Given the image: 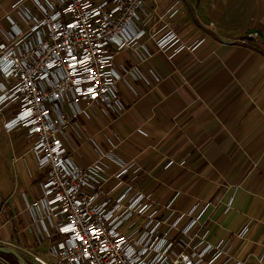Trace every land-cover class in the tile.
Wrapping results in <instances>:
<instances>
[{"label":"built area","instance_id":"2783aa9c","mask_svg":"<svg viewBox=\"0 0 264 264\" xmlns=\"http://www.w3.org/2000/svg\"><path fill=\"white\" fill-rule=\"evenodd\" d=\"M158 1L18 0L11 9L20 23L6 16L9 27L0 35V107L12 105L13 114L3 128L24 130L29 140L41 191L26 201L29 229L34 246L49 242L53 264H245L233 260L229 241L208 240V229L199 224L207 206L200 212L195 204L185 211L168 206L160 215L148 187L172 167L183 166V160L169 156L143 178L144 169L116 153L123 142L117 134L100 145L80 123L97 109L112 120L120 118L126 109L120 83L134 89L160 82L143 67L152 58L140 43L143 37L150 36L169 59L196 48L168 23L178 2L160 14V31L147 32L151 6ZM123 52L128 64L118 70L115 59ZM72 129L95 152L84 168L72 160ZM110 165L117 168L114 184L100 200ZM247 230L248 223L237 237L244 238ZM13 249L32 264H50L27 248ZM0 263L8 264L2 256Z\"/></svg>","mask_w":264,"mask_h":264},{"label":"crops","instance_id":"0c3cea01","mask_svg":"<svg viewBox=\"0 0 264 264\" xmlns=\"http://www.w3.org/2000/svg\"><path fill=\"white\" fill-rule=\"evenodd\" d=\"M17 1L0 0V35L9 27L7 15L20 23L11 9ZM174 2L178 9L168 23L186 45L197 44L194 51L169 59L150 36L143 37L140 43L152 54L143 67L160 82L134 89L120 83L122 116L112 120L97 109L81 126L100 145L117 134L123 142L116 153L144 169L143 178L169 156L184 160L183 167H172L148 187L160 215L168 206L185 211L195 204L198 212L207 206L199 224L208 229V240L229 241L233 260L264 264V0H159L151 6L148 33L160 31V14ZM128 57L117 56L118 70ZM12 114V105L0 107V205L20 222L18 235L24 233L27 242L0 244L27 248L53 264L47 240L33 245L26 201L41 195L39 173L24 130L3 128ZM70 138L77 166L94 161L84 137L72 129ZM116 171L114 165L107 169L100 200ZM247 223L246 236L238 238Z\"/></svg>","mask_w":264,"mask_h":264},{"label":"rangeland","instance_id":"374dc122","mask_svg":"<svg viewBox=\"0 0 264 264\" xmlns=\"http://www.w3.org/2000/svg\"><path fill=\"white\" fill-rule=\"evenodd\" d=\"M88 145H89V143H88ZM184 164H185V162H184ZM183 166H181V167H183ZM19 227H20V222L17 220L16 217L14 218L12 216L11 212H9V210H8V207L3 208V204L0 205V240H3L4 242H7V243L13 244V245H19V246L24 245L27 242V238H26V235H24V233L18 235L17 229ZM0 246H3V245L0 244ZM4 246H6V245H4ZM6 247H8V246H6ZM20 254L22 257H24L26 259V261L29 264H32L29 260H27V258L22 253H20ZM7 263L13 264L10 261H7Z\"/></svg>","mask_w":264,"mask_h":264},{"label":"water","instance_id":"95a60500","mask_svg":"<svg viewBox=\"0 0 264 264\" xmlns=\"http://www.w3.org/2000/svg\"><path fill=\"white\" fill-rule=\"evenodd\" d=\"M0 254L12 256L13 258H15L17 264H28L25 258L21 256V254L10 247L0 246Z\"/></svg>","mask_w":264,"mask_h":264},{"label":"trees","instance_id":"16d2710c","mask_svg":"<svg viewBox=\"0 0 264 264\" xmlns=\"http://www.w3.org/2000/svg\"><path fill=\"white\" fill-rule=\"evenodd\" d=\"M0 256H2V257L5 258L7 261H10V262L13 263V264H17L15 258H13L12 256H9V255H1V254H0ZM27 263H28V262H27ZM28 264H29V263H28Z\"/></svg>","mask_w":264,"mask_h":264}]
</instances>
